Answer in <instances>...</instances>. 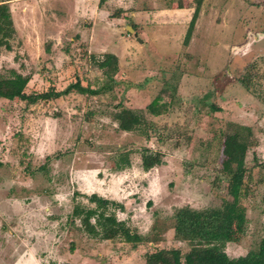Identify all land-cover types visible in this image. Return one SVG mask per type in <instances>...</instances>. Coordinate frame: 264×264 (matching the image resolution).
I'll return each instance as SVG.
<instances>
[{
  "label": "rangeland",
  "instance_id": "obj_1",
  "mask_svg": "<svg viewBox=\"0 0 264 264\" xmlns=\"http://www.w3.org/2000/svg\"><path fill=\"white\" fill-rule=\"evenodd\" d=\"M7 4L14 32L9 48L0 46V72L28 75L27 94L75 79L92 93L34 103L0 98V264H143V254L157 248L184 253L188 244L174 238L172 214L230 200L220 142L236 130L250 142L240 198L246 221L240 240L224 251L256 248L264 194V0H201L186 45L195 0ZM119 6L135 15L121 16ZM108 51L118 60L110 90L89 57ZM159 102L168 109L143 112L145 124L131 131L111 117L118 104L144 110ZM142 147L159 151L162 163L143 170ZM120 154L129 163L117 169ZM91 193L114 201L106 213L145 240L132 245L87 234L70 214L74 205L92 208Z\"/></svg>",
  "mask_w": 264,
  "mask_h": 264
},
{
  "label": "trees",
  "instance_id": "obj_2",
  "mask_svg": "<svg viewBox=\"0 0 264 264\" xmlns=\"http://www.w3.org/2000/svg\"><path fill=\"white\" fill-rule=\"evenodd\" d=\"M8 1L0 0V46L6 49L9 48L8 39L14 32ZM102 1L98 0V4ZM200 2L201 0H195L182 39L183 45H186L190 38ZM177 7H181V5ZM118 11L121 10L118 9ZM89 57L93 65L100 70L101 75L108 78L110 90L116 83L114 76L118 71L117 56L112 52H104L97 58L92 55ZM251 77L252 74L248 73L247 81ZM28 80V75L21 74L14 69H8L6 73L0 72V98L7 100L16 98L26 103H34L37 100L55 99L71 92L92 93L88 86L81 85L79 80L75 79L60 90L49 87L42 92L27 94L24 89ZM241 83L247 87L249 82L241 79ZM114 108L111 117L116 122L117 128L121 131H131L145 124L146 119L143 112L159 115L168 109V103L148 104L144 110L131 109L120 104ZM243 129L246 130V134L251 133L249 127L243 126ZM249 145V138L242 136V132L238 130L222 136L220 168L226 177V190L230 200L224 199L218 207L203 209H194L187 205L177 207L172 214L173 236L179 241L186 242L188 250L181 253L178 248H157L143 254V264H264V194L261 196L262 231L256 248L237 256H229L224 251L226 243H237L244 232L245 209L240 198L243 194L244 179L247 176L244 157ZM139 157L143 170L157 166L163 161L159 151H151L147 147L140 149ZM128 163L125 154H120L115 162V167L119 169ZM86 199L93 204V207L83 208L74 205L70 215L79 217L80 225L83 226L87 234L104 240L118 237L132 245L145 240L144 236L131 230L123 221L116 219L112 212L106 213L110 205L116 204L114 201L95 193L87 195ZM91 218H93V222L90 221ZM70 249L72 250V246Z\"/></svg>",
  "mask_w": 264,
  "mask_h": 264
},
{
  "label": "crops",
  "instance_id": "obj_3",
  "mask_svg": "<svg viewBox=\"0 0 264 264\" xmlns=\"http://www.w3.org/2000/svg\"><path fill=\"white\" fill-rule=\"evenodd\" d=\"M77 1V0H76ZM85 3V2H84ZM84 3H82V5H84ZM77 5H78V7L80 6L79 5V3H77ZM126 6H119V8L122 10L121 12L122 13H120L121 14V16H125V15H129V17L131 18L132 16H134L135 15V13H133V11H129L128 10V12H127V9L125 8ZM177 9H183V8H177ZM105 21H100L99 22V27H100V29H102V30H105L106 31V28H105V23H104ZM108 28V27H107ZM109 29V28H108ZM108 31V30H107ZM111 31V30H110ZM110 31H108L107 33H108V35H113L112 33H116V31H113L112 30V32H110ZM109 52V51H108Z\"/></svg>",
  "mask_w": 264,
  "mask_h": 264
},
{
  "label": "water",
  "instance_id": "obj_4",
  "mask_svg": "<svg viewBox=\"0 0 264 264\" xmlns=\"http://www.w3.org/2000/svg\"><path fill=\"white\" fill-rule=\"evenodd\" d=\"M126 28H127L128 31H132V28H131V25L130 24L129 25H126Z\"/></svg>",
  "mask_w": 264,
  "mask_h": 264
}]
</instances>
